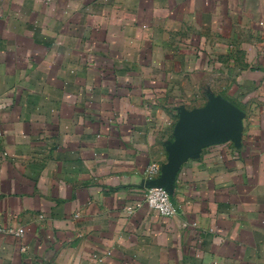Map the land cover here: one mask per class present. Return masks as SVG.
I'll use <instances>...</instances> for the list:
<instances>
[{
  "label": "crops",
  "instance_id": "obj_1",
  "mask_svg": "<svg viewBox=\"0 0 264 264\" xmlns=\"http://www.w3.org/2000/svg\"><path fill=\"white\" fill-rule=\"evenodd\" d=\"M210 97L240 145L181 165L162 217L145 193ZM0 264H264V0H0Z\"/></svg>",
  "mask_w": 264,
  "mask_h": 264
},
{
  "label": "water",
  "instance_id": "obj_2",
  "mask_svg": "<svg viewBox=\"0 0 264 264\" xmlns=\"http://www.w3.org/2000/svg\"><path fill=\"white\" fill-rule=\"evenodd\" d=\"M242 129L243 113L222 97H210L201 109L181 108L173 131L174 140L166 148L167 164L161 168L160 178L149 183L150 187H161L170 194L181 165L198 157L208 146L228 141L239 146Z\"/></svg>",
  "mask_w": 264,
  "mask_h": 264
},
{
  "label": "built area",
  "instance_id": "obj_3",
  "mask_svg": "<svg viewBox=\"0 0 264 264\" xmlns=\"http://www.w3.org/2000/svg\"><path fill=\"white\" fill-rule=\"evenodd\" d=\"M156 172L157 168L153 166L148 174L152 178ZM144 203L148 209L155 211L162 217L172 218L176 214L169 193L161 187H149L145 193ZM6 232L17 237L23 234L22 229H8Z\"/></svg>",
  "mask_w": 264,
  "mask_h": 264
}]
</instances>
